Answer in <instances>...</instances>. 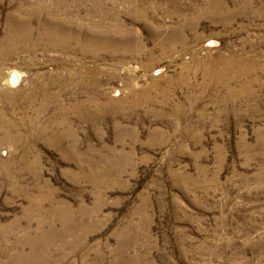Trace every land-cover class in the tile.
Wrapping results in <instances>:
<instances>
[{"label":"rangeland","instance_id":"rangeland-1","mask_svg":"<svg viewBox=\"0 0 264 264\" xmlns=\"http://www.w3.org/2000/svg\"><path fill=\"white\" fill-rule=\"evenodd\" d=\"M0 264H264V0H0Z\"/></svg>","mask_w":264,"mask_h":264},{"label":"bare ground","instance_id":"bare-ground-1","mask_svg":"<svg viewBox=\"0 0 264 264\" xmlns=\"http://www.w3.org/2000/svg\"><path fill=\"white\" fill-rule=\"evenodd\" d=\"M95 37V36H94ZM107 37V36H106ZM112 37V36H111ZM89 39H90V37H89ZM88 39V40H89ZM106 39V38H105ZM101 41V40H100ZM91 42H93V40L91 41ZM109 42V41H108ZM112 43H114V42H112ZM79 44V43H78ZM98 44V43H97ZM101 44V43H100ZM105 44H106V42H105ZM119 45V44H118ZM64 46V45H63ZM84 46H85V44H84ZM107 46V45H106ZM116 46V45H115ZM114 46V47H115ZM107 48V47H106ZM110 48V47H109ZM108 49V48H107ZM68 50V49H67ZM105 51V50H104ZM114 51V50H113ZM18 73L17 72H11L10 73V75H9V77H8V79H7V84H9V85H15L16 84V81L18 80V78H19V74L17 75Z\"/></svg>","mask_w":264,"mask_h":264}]
</instances>
